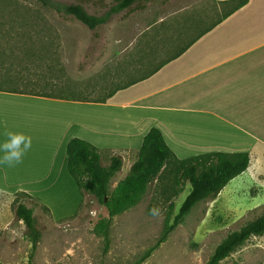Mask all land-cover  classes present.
Instances as JSON below:
<instances>
[{"label": "crops", "instance_id": "1", "mask_svg": "<svg viewBox=\"0 0 264 264\" xmlns=\"http://www.w3.org/2000/svg\"><path fill=\"white\" fill-rule=\"evenodd\" d=\"M153 128L180 160L247 152L249 168L236 179L264 173V0H247L105 103L0 92V190L34 196L55 220L69 218L82 201L67 170L69 141L129 152L123 160L130 170Z\"/></svg>", "mask_w": 264, "mask_h": 264}, {"label": "rangeland", "instance_id": "2", "mask_svg": "<svg viewBox=\"0 0 264 264\" xmlns=\"http://www.w3.org/2000/svg\"><path fill=\"white\" fill-rule=\"evenodd\" d=\"M92 1L95 4H85V8L91 14L100 15L103 12L100 1ZM23 2L26 7L33 6ZM228 2L150 0L144 11L122 12L97 32L77 22L46 18L55 32L42 40L53 43L57 56L42 66L44 71L51 66L59 75L58 85L63 89L88 94L90 99L101 98L134 73L136 66L132 60L152 59L155 65L160 64L236 4ZM103 4L109 6L112 0H104ZM162 23L163 31L155 32ZM147 33L150 37H144ZM152 43L158 47L149 56L148 46ZM129 154L102 152V165H109L111 157L123 159ZM128 171L123 160L121 171L109 184V195ZM181 187L182 182L176 175L164 186L151 185L137 206L112 219L108 249L104 239L93 233L92 222L103 210L95 196L86 193L78 215L58 221L23 192L0 190V264H208L228 235L264 214V173L254 172L232 180L217 199L199 203L167 241L141 261L158 242L170 205H174L171 222L179 212L190 191L186 183L178 195ZM15 201L28 206L38 204L34 216L41 238L34 253L25 224L15 216ZM220 264H264V236L252 237Z\"/></svg>", "mask_w": 264, "mask_h": 264}, {"label": "trees", "instance_id": "3", "mask_svg": "<svg viewBox=\"0 0 264 264\" xmlns=\"http://www.w3.org/2000/svg\"><path fill=\"white\" fill-rule=\"evenodd\" d=\"M23 1L34 7L31 5H29L30 8L26 7ZM99 1L103 12L100 15H95L89 13L85 8V4H95L92 0H78V2L72 3L60 0H0V92L105 103L116 92L150 78L169 61L184 53L201 36L247 3V0L229 1L236 4L225 15L187 41L184 46L160 64L155 65L152 59L151 61L132 60L136 68L126 82H118L101 98L90 99L88 94L82 95L59 86V75L55 74L51 66L46 67V71H44L42 64L50 58L56 57L57 51L54 50L52 42L42 39L55 32H53L50 19L46 18H59L63 22H77L88 30L97 32L107 25L114 16L122 12L126 11L127 14H131L144 11L146 3L150 0H112V4L109 6L103 4L104 0ZM163 29L164 24L162 23L155 29V32L159 33ZM144 37H150V34L147 33ZM151 38L154 37L151 36ZM157 47L154 43L148 46L149 56L156 53ZM47 72L50 73L49 77L45 74ZM102 152L105 151L80 138H73L69 141L66 149L67 170L81 192L82 201L76 214L67 219L78 215L84 204L86 193L95 196L103 206V210L98 219L92 222L93 233L104 239L106 249L110 247L111 243L112 219L137 206L151 185L157 183L164 186L173 175L178 176L182 182V187L177 192L178 195L184 191V184L190 185V191L172 222L170 216L173 214L174 205H170L169 215L165 220L158 242L146 252L141 261L150 257L161 244L165 243L170 234L184 222L185 217L199 203L217 199L232 180L249 168L251 162L250 154L247 152H212L180 160L165 142L161 131L153 128L145 136L141 148L137 150L136 160L129 172L118 182L112 195H109V184L121 171L123 159L120 156L111 157L109 165L103 166ZM23 195L35 199L45 211L49 212V209L43 206L38 199L26 193ZM37 205L28 206L19 201H15L14 204L16 218L22 221L28 230L32 253L36 251L41 238L34 216ZM256 236H264V214L253 219L239 231L228 235L216 248L208 264H220Z\"/></svg>", "mask_w": 264, "mask_h": 264}]
</instances>
